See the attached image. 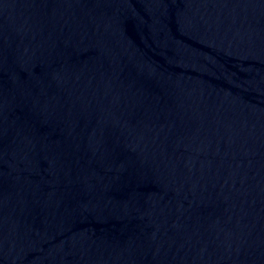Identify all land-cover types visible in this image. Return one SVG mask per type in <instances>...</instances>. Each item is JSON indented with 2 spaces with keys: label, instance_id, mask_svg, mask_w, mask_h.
Masks as SVG:
<instances>
[{
  "label": "water",
  "instance_id": "95a60500",
  "mask_svg": "<svg viewBox=\"0 0 264 264\" xmlns=\"http://www.w3.org/2000/svg\"><path fill=\"white\" fill-rule=\"evenodd\" d=\"M0 264H264V0H0Z\"/></svg>",
  "mask_w": 264,
  "mask_h": 264
}]
</instances>
